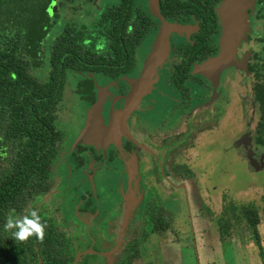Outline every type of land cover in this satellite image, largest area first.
Wrapping results in <instances>:
<instances>
[{
    "label": "flooded vegetation",
    "instance_id": "obj_1",
    "mask_svg": "<svg viewBox=\"0 0 264 264\" xmlns=\"http://www.w3.org/2000/svg\"><path fill=\"white\" fill-rule=\"evenodd\" d=\"M75 1L55 0L49 4L53 23L48 36L61 26L50 44L65 28L84 27L82 36L87 45L101 51L105 39L100 21L108 10L120 7L128 12L126 23L130 30L131 24H142L145 30L131 51L126 71L114 75L66 70L55 115L60 132L55 143L56 158L43 187L33 193L35 198L28 209L44 212L53 228L66 238L67 232L73 233L68 243L73 260L78 258L74 264H123L127 241H136L139 252L147 238L161 234L156 231L141 238L148 224L146 208L150 202L168 216L170 228L165 232L175 231L171 222L175 217L162 205V196L166 188H177L185 196L184 180L195 176L193 165L202 160L218 163L215 156L204 155L207 147L216 144L221 156L232 144L250 169V161L256 169H264V0H82L96 10L82 22L66 14L76 9ZM107 18L117 21L116 17ZM157 38L161 39L163 56L150 68L149 91L124 117L126 135L112 141L99 133L87 144L78 141L86 111L97 94L102 98L101 128L120 114L126 103L124 96L129 95L141 76ZM236 44L244 56V74L249 77L250 112L245 119L244 109H238L241 124L225 128L219 126L222 115L213 105L219 95L210 77L222 72L217 65L221 50L230 51ZM86 80L91 82L90 93H84L82 88ZM67 90L82 111L70 113L71 118L63 120L60 111ZM209 106L214 107L212 114L207 110ZM159 132L160 141L153 142ZM215 133L219 136L214 139ZM231 137L230 145L222 149L221 139ZM159 170L162 179L156 174ZM92 233L97 236L91 237ZM139 256L138 253L135 258Z\"/></svg>",
    "mask_w": 264,
    "mask_h": 264
},
{
    "label": "trees",
    "instance_id": "obj_2",
    "mask_svg": "<svg viewBox=\"0 0 264 264\" xmlns=\"http://www.w3.org/2000/svg\"><path fill=\"white\" fill-rule=\"evenodd\" d=\"M53 1L0 0V264L73 262L65 235L53 228L44 212H38L46 225L42 242L35 236L26 242L14 240L4 231L5 220L10 212L16 217L27 214L28 205L35 198L33 193L43 187L56 158L55 143L60 132L55 126V115L66 70L114 75L126 71L131 51L145 30L142 24H131L130 30L126 23L128 12L120 7L117 11L108 10L100 21L105 39L101 51L87 45L82 36L84 27L65 28L46 46L53 23L49 4ZM110 16L117 21L107 18ZM42 69L43 77L37 76L35 72ZM83 84L84 93H90L91 82L86 80ZM262 198L260 212L252 204L241 205L237 210L222 209L216 218L219 238L226 236L232 225L243 221L258 241L256 225L262 222L264 228ZM146 211L148 224L141 238L170 228L168 216L156 203L150 202ZM124 249L123 264H131L138 254L137 242L127 241Z\"/></svg>",
    "mask_w": 264,
    "mask_h": 264
},
{
    "label": "rangeland",
    "instance_id": "obj_3",
    "mask_svg": "<svg viewBox=\"0 0 264 264\" xmlns=\"http://www.w3.org/2000/svg\"><path fill=\"white\" fill-rule=\"evenodd\" d=\"M75 10H69L66 14L73 15L78 22H82L83 20L88 19L90 16L94 15L93 11L96 10L92 9V6L88 2H82V0H76L75 1ZM85 12V15H82V13ZM89 13L87 16L86 14ZM61 14H65L64 12H61ZM65 19V18H64ZM65 21V20H64ZM63 21V22H64ZM63 24V23H62ZM60 25V24H59ZM61 26H56L54 28L53 33L46 38L45 45L50 44L51 37L55 34V32L59 31ZM238 43V42H237ZM237 44L233 49L230 51L221 50V54L218 57V64L221 66V72L218 73V76H215L214 78L210 77V80L212 81L215 89H217L216 96H218V99L214 102V106H216L219 109V112L222 115V119L220 120V127H233L236 126L238 122V117L242 118L241 113L239 114L240 108L244 109V118L246 119L248 117V113L250 112L249 102H248V94H249V77L244 74V68H243V60L244 56L241 51L238 52L237 50ZM162 59V58H161ZM218 71V72H219ZM43 69L39 72H35V74L39 77H43ZM220 74V75H219ZM208 78V77H207ZM71 79H69L70 81ZM151 79L149 78V86H151ZM71 82L69 84V87L71 90ZM148 86V87H149ZM218 86V87H217ZM149 89L145 92H148ZM144 92V93H145ZM143 93V94H144ZM126 97V101L128 98ZM65 102L63 104L64 108L60 111V114H63V120H69L71 118L70 113H79L82 111V109L75 105L76 103L72 101V96L70 95V92L67 90L65 93ZM240 101L242 102V106L239 105ZM71 104V105H70ZM228 109V112L225 113V109ZM88 110V109H87ZM207 110L211 112H214V107L209 106ZM122 112V111H121ZM120 112L119 115H116L115 118L112 120H108L107 125H103L101 128V133L105 137L106 140H114V137L116 139H119L122 134L125 133L126 130V124L124 122L123 114ZM212 114V113H211ZM115 120V121H114ZM62 121V120H61ZM220 129V128H219ZM160 132L157 133L155 136L153 142L160 141ZM233 134V131H232ZM126 135V133H125ZM219 134L217 135L215 133L214 139L218 138ZM209 137V136H208ZM205 138V137H204ZM234 137H231L230 140L221 139L222 144L221 147H226V145H230V141ZM229 139V138H228ZM228 141V142H227ZM237 141H235L236 143ZM212 143V142H211ZM209 143V145L211 144ZM234 143V142H233ZM214 147H207L209 155L215 156V159L218 160V164L215 168V173L210 177L211 180L209 182H204L203 186L206 187L205 191L207 196L204 194L202 185H198L201 193L200 196H202L206 202H204V208L203 212L199 210L198 212H195L192 210V214L195 215L196 223L204 224L206 221H209V224L207 225V231L202 232H195L192 233L191 230L196 229V227L191 225V220L189 217V211L186 209V205L189 206L188 201H186L184 194H183V207L185 209L184 214H180L177 218L178 221H183L185 226H189L190 229L184 227V231L180 233V229L177 227L175 220H171L175 231H169L168 233H161L158 234L156 237L158 238V241L165 242L167 240H174V238H177L179 242V246L181 248V253L185 252L187 249L188 251V257L185 258L184 256L181 257V264H205L204 259L202 258V242L205 239L204 244L206 243H212L213 241H216L217 237L214 236V230L216 224L213 223V219L217 218L218 215L222 212L221 210H231L234 208L237 210L241 205H247L252 204L255 207L258 208L260 212V208L263 205L262 197L264 196V169H254L251 166L250 169L246 163L240 159L239 155L240 152L236 150L235 146L231 144L230 149L224 152V155L217 154L218 149L216 147V144H212ZM218 166L221 167V170L217 168ZM159 177L162 179V174L159 170ZM221 175H225L224 178L221 177ZM192 188V184L186 183L185 185V191H189ZM187 194V193H186ZM59 200H56V205L58 204ZM53 204V206L55 205ZM234 210V211H235ZM201 212V213H200ZM58 214V211L55 212ZM198 213V214H197ZM68 218L70 215L67 216ZM197 217V218H196ZM176 220V221H177ZM70 228V225H67ZM73 227V226H72ZM201 229V226H200ZM257 230V236L258 241L255 240L253 237V234L249 230V228L246 226V224L241 221L237 223L236 225H232L229 233L220 238V243L223 245V251L227 254V249H229L231 254L230 261L227 262V264H263L264 263V228L262 222H259L256 225ZM175 232L176 236H175ZM68 238H66V241L69 242L72 239V234L70 232H67ZM75 237L82 241L83 238L80 239V237L77 234H74ZM87 236V234H85ZM97 234L92 233L91 237H95ZM156 237L153 239H149V241H153L156 244ZM219 239V238H218ZM237 239V240H235ZM248 242L250 247L247 248H241L237 247L239 249V252L241 253H234L231 244H243L244 242ZM161 244V243H160ZM152 246H155L154 244H151ZM184 245V246H183ZM230 245V248L228 246ZM158 246V244H156ZM215 249V248H214ZM243 249V250H242ZM139 254H142L143 262H146V264H149L147 260L152 259V257L147 255L146 250H144V246L139 249ZM261 254H263V262L262 259H260ZM160 256V255H159ZM229 256V255H228ZM136 259V258H135ZM134 259V260H135ZM133 260V261H134ZM156 260H160V257L156 258ZM168 264H177L178 261L173 258L167 259ZM257 260V261H256ZM85 260L84 262H86ZM133 261H131L133 264ZM149 261V262H150ZM260 261V262H259ZM126 262V261H125ZM87 263V262H86ZM89 263V262H88ZM154 264V263H153ZM167 264V262H165Z\"/></svg>",
    "mask_w": 264,
    "mask_h": 264
},
{
    "label": "crops",
    "instance_id": "obj_4",
    "mask_svg": "<svg viewBox=\"0 0 264 264\" xmlns=\"http://www.w3.org/2000/svg\"><path fill=\"white\" fill-rule=\"evenodd\" d=\"M232 3H233V0H232ZM144 69H145V66L143 67L142 74L144 73ZM149 88H150V86L148 87V89ZM206 154L209 155L208 150L204 151V155H206ZM217 164H218L217 161H203L202 160L201 162H198L195 165H193V171L195 172V176L193 177V179H191L190 181L184 180L185 184L183 187H185L186 183L192 184L191 190H189L187 192L185 191L184 197H185L186 201H188V203H189V206L186 205V209L190 213L189 214L190 220H191V216H192L190 227H191L192 223L196 227V229L191 230L193 234L195 232L196 233L197 232H202V233L206 232L207 228H208L207 225L209 224V221H206L204 224L199 225L198 223H196L195 215H193L191 212L192 210H194L195 212H198L199 210H201L203 212V208H204L203 204H204V202H206V200H205L206 198L204 199L202 196H200L201 193L199 192V190H200L199 186L198 187H196V186L198 184V185H202V187H204L203 186L204 182H209V180H211L210 177L215 173V168H216ZM217 168H219L220 171L223 170V169H221L220 166H218ZM224 176L221 175L222 178H224ZM205 188L206 187L203 188V191H204V194L207 196L208 193H206ZM183 194L184 193H182V191L179 192L177 190V188H175V189L166 188V191L164 192V196H162V199H161L162 205L164 206V208L171 215H173L175 217L174 218L175 223H177V227L180 229V231H179L180 233H182L184 231V227L190 229L189 226H185L184 220L183 221L177 220L178 216L180 214H184V212H185V209L182 205L183 201H184ZM183 210H184V212H183ZM212 221H213L212 224H216V218L213 219ZM200 226H201V229H200ZM175 232H173V233H175ZM175 236H176V233H175ZM214 236L217 237L216 238L217 240L213 241L211 244L210 243L204 244L205 239L202 242L201 248H202V258L204 259V263L205 264H227V262L230 261V259H231V257H230L231 254H230L229 249H227V252H229V254H227L223 251V245L219 241L221 239L219 238V236L217 234V224L215 226ZM154 237H155L154 235H151L149 238L146 239L145 242H143L144 250H146L148 256L152 257L151 261L147 260V262L149 264H153V263L154 264H165V262H167V264H168L167 259H170V258L180 260V261H178L177 264H181V260H182L181 257L182 256H184L185 258L188 257L187 249L185 250V252L182 255L181 248L178 245L179 242L177 241L178 240L177 238H174V240L169 239L166 242H165V240H164V242H162V241L159 242L158 238H157L156 244H158V246H156L155 242L149 241V239H153ZM235 240H237V239H235ZM151 244H154L155 246H152ZM249 245L250 244L245 241L243 244L232 243L231 247H232L234 253L235 252L241 253V252H239V249L237 247H241V248L243 247L244 249L245 248L248 249L250 247ZM141 247H142V245H141ZM228 248H230V245L228 246ZM140 255H142V254H140ZM262 256H263V254H261L260 259L263 258ZM158 257H160L159 261L156 260V258H158ZM143 261L144 260L142 259V256L141 257L139 256L138 258H136L133 261V264H146V262H143ZM261 262H263V259ZM256 264H258V262Z\"/></svg>",
    "mask_w": 264,
    "mask_h": 264
},
{
    "label": "water",
    "instance_id": "obj_5",
    "mask_svg": "<svg viewBox=\"0 0 264 264\" xmlns=\"http://www.w3.org/2000/svg\"><path fill=\"white\" fill-rule=\"evenodd\" d=\"M238 1L239 0H235V3H237ZM156 41L157 42L156 46L154 47V51L147 59V62L145 64L144 73L135 81V83L133 84L132 91L128 95L129 99L126 101L124 108L121 112L123 116L129 114L133 106H135V103L139 100L140 96H142L143 93L147 90L149 86V78L152 73V69L150 68H153L155 66V63H157L158 60H160L163 56L161 52V49H163V47H161V39L157 38ZM160 52L161 54H159ZM101 101L102 98L100 94H97L96 100L89 106L88 110L86 111L85 126L80 132V135L77 139L78 141H82L83 143L87 144L89 138L94 139L95 134L98 135L99 133H101L99 114ZM250 165H252V167L256 169L255 164L252 161H250ZM77 260L78 258L76 256L71 264H74Z\"/></svg>",
    "mask_w": 264,
    "mask_h": 264
},
{
    "label": "clouds",
    "instance_id": "obj_6",
    "mask_svg": "<svg viewBox=\"0 0 264 264\" xmlns=\"http://www.w3.org/2000/svg\"><path fill=\"white\" fill-rule=\"evenodd\" d=\"M46 225L41 222V217L35 208H30L27 214L16 217L10 212L5 220L4 231L19 242H26L35 236L40 242L43 241Z\"/></svg>",
    "mask_w": 264,
    "mask_h": 264
},
{
    "label": "built area",
    "instance_id": "obj_7",
    "mask_svg": "<svg viewBox=\"0 0 264 264\" xmlns=\"http://www.w3.org/2000/svg\"><path fill=\"white\" fill-rule=\"evenodd\" d=\"M262 264V263H261ZM264 264V263H263Z\"/></svg>",
    "mask_w": 264,
    "mask_h": 264
}]
</instances>
